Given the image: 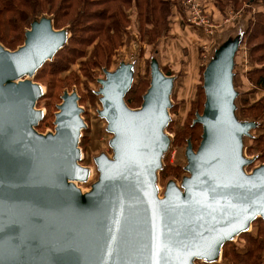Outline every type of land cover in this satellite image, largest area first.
<instances>
[{
  "label": "water",
  "instance_id": "obj_1",
  "mask_svg": "<svg viewBox=\"0 0 264 264\" xmlns=\"http://www.w3.org/2000/svg\"><path fill=\"white\" fill-rule=\"evenodd\" d=\"M70 37V36H69ZM49 18L35 22L11 52L0 45V264H196L215 262L223 247L264 220V166L245 172L243 138L253 123L236 118L238 43L226 46L204 72L206 96L197 151L187 148L190 176L183 193L170 182L160 199L157 174L170 147L165 131L173 79L151 68L140 109L125 97L133 65L100 80V116L114 135V159H96L99 181L82 194L80 142L86 124L77 94H65L55 133L37 131L44 95L27 80L67 44Z\"/></svg>",
  "mask_w": 264,
  "mask_h": 264
},
{
  "label": "trees",
  "instance_id": "obj_2",
  "mask_svg": "<svg viewBox=\"0 0 264 264\" xmlns=\"http://www.w3.org/2000/svg\"><path fill=\"white\" fill-rule=\"evenodd\" d=\"M217 1L221 10L228 7L240 10L244 4L257 3H262L264 7V0ZM179 2L180 0H0V44L7 50L16 51L23 46L27 32L39 18H49L56 30H67L70 35L67 44L33 77L35 83L45 84L47 93L41 99L49 100L55 110L51 115L43 118L37 131L49 119H51L50 125L56 122L64 95L71 90V87L80 84V76L71 72L75 64L82 61L80 70L88 80L93 78L96 70L109 68L112 65L124 44L125 31L132 26L130 11L135 19L140 21L143 37L146 35L149 37L148 42L154 43L163 39L173 28L175 21L173 16L180 13ZM178 24L181 25L179 22ZM145 30L147 33L143 32ZM241 43L246 46L248 64L251 66L245 78L257 91L264 92V11L251 16L247 29L241 37ZM106 72L109 71L105 70ZM66 73H70L69 76L62 77ZM165 75L173 77L172 73ZM144 82L145 80L137 86L133 82L127 93L125 102L130 109L141 108L144 96L151 85H145ZM198 91L199 97L193 107L201 112L204 111L206 96L203 86H200ZM39 104L40 101L37 105ZM174 108L171 104L169 110L172 111ZM237 112L245 120L242 123L255 125L252 132L257 127L256 123L264 119V99L261 98L255 104ZM195 120L188 122L187 128L177 140L188 145L196 142L199 148L203 137V126L195 123ZM251 132L247 138L251 137ZM256 143L260 153L264 155V138L256 140ZM250 165L251 162L245 170ZM178 169L181 172L180 168L162 166L159 171L160 178L164 179L170 171ZM254 226H256L254 232H244L239 236L240 241H231L224 245L222 260L226 264H264V220L256 219L252 224V227ZM216 262L218 260L211 263Z\"/></svg>",
  "mask_w": 264,
  "mask_h": 264
},
{
  "label": "rangeland",
  "instance_id": "obj_3",
  "mask_svg": "<svg viewBox=\"0 0 264 264\" xmlns=\"http://www.w3.org/2000/svg\"><path fill=\"white\" fill-rule=\"evenodd\" d=\"M192 1L194 0H180L179 11L182 16H173L175 20L174 26H172L173 28H171L170 32L163 39L154 43H149V37L146 35L143 37L140 21L136 20L129 10L132 26L125 31L123 37L124 44L112 65L109 68L96 70L91 80L86 79L80 70V63L82 61H79L72 67L71 72L80 76V84L71 87L68 93L77 94L81 98L79 102V106L83 110L81 117L86 124V128L81 134L79 148L81 152L80 165L87 169L88 176L84 182H75V185L82 194L91 192L93 186L100 179L96 159L102 155H106L111 160L114 159V151L111 147V141L114 135L108 130L109 123L107 120L100 116L103 106L101 96L97 95L102 89L100 80L106 79L105 70L114 73L122 64L133 65V82L136 86L144 80L145 85L151 84V68L154 62L158 64L161 71H164L163 73L173 74V77H171L173 79L171 104L175 108L172 111L169 110L170 122L169 127L166 129V134L170 139V147L163 155L162 166L166 168L169 165L182 170L181 172L179 169L177 171L172 170L164 179L160 178L158 172L155 186L159 198L162 199L165 196L167 186L170 182H175L177 187L185 193L182 185L183 180L190 176V173L186 170L188 166V158L186 155L188 144L182 143L177 139L187 128L188 122H192L198 115H202L203 113V110L201 112L196 110L193 104L198 100V89L204 85L203 73L212 58L214 59L226 46L238 43L239 49L235 56L234 87L237 93L235 113L237 110L255 104L261 98L264 99V92L257 91L245 78L251 66L248 64L249 59L246 54V46L243 43L240 44L241 37L247 29L248 21L251 16L264 11L263 4H244L241 8L239 7L240 10L228 7L224 17L219 16L215 20L209 13H202L203 16H201V13L196 14L193 12L192 6L195 4ZM200 9L199 7L196 10L199 12ZM181 17L184 18L183 25L181 22V25L178 26ZM216 26L219 28H216ZM146 30L143 32L147 33ZM64 31L66 36L69 37V32L67 30ZM69 74L66 73L62 77L69 76ZM26 79L35 82L34 78L26 77ZM85 83H88V85H85ZM37 84L41 86L45 95L47 93L45 84ZM39 101L40 104L36 108L39 111H43V118L46 115H51V112L55 111L49 103L50 101L46 98ZM236 118L241 122L245 121L239 116L238 112L236 113ZM50 122L51 119L41 125L40 130H38L40 134L55 133L56 123L50 125ZM256 124L257 127L251 132V137H244L242 141L243 157L251 162L250 167L245 170L249 174L264 166V155L260 153L256 145V140L264 138V119ZM190 144L195 151L198 150L196 142ZM254 228L256 226L251 227L248 232H254ZM240 240L238 236L233 242ZM196 264L226 263L221 257L216 263L200 260Z\"/></svg>",
  "mask_w": 264,
  "mask_h": 264
},
{
  "label": "crops",
  "instance_id": "obj_4",
  "mask_svg": "<svg viewBox=\"0 0 264 264\" xmlns=\"http://www.w3.org/2000/svg\"><path fill=\"white\" fill-rule=\"evenodd\" d=\"M196 2L199 4L200 6V13H204V14H207L209 13L210 15H212L215 20L216 18H218L219 16L221 17H224V14H225V11H227V8H225L224 10H221L219 8V3L217 0H196ZM223 11V12H222ZM176 14V12H175ZM177 16H182L181 13H179V15L177 14ZM179 20V19H178ZM180 24L182 22V25H183V21H184V18L181 17V19L179 20ZM216 28H219L218 26H216ZM215 55V54H214ZM213 60V58L211 59V61ZM133 70V69H132ZM133 72V71H132ZM134 74V73H133ZM137 74H138V70H137Z\"/></svg>",
  "mask_w": 264,
  "mask_h": 264
},
{
  "label": "built area",
  "instance_id": "obj_5",
  "mask_svg": "<svg viewBox=\"0 0 264 264\" xmlns=\"http://www.w3.org/2000/svg\"><path fill=\"white\" fill-rule=\"evenodd\" d=\"M195 5L194 6H192V9H193V12H195L196 14H200V11L198 12L196 9L197 8H199L200 6H199V4L194 0V1H192ZM190 6H191V4L190 3H188ZM187 4V5H188ZM188 5V6H189ZM189 6V7H190ZM190 10H191V8H190ZM201 16H203L202 15V13H201ZM41 111V110H40ZM41 113L44 115V113H43V111H41ZM165 134H166V131H165ZM166 136H167V134H166ZM168 137V136H167ZM169 138V137H168ZM246 172V171H245ZM247 173V172H246ZM247 174H249V173H247ZM250 175V174H249ZM160 199H162V198H160Z\"/></svg>",
  "mask_w": 264,
  "mask_h": 264
},
{
  "label": "bare ground",
  "instance_id": "obj_6",
  "mask_svg": "<svg viewBox=\"0 0 264 264\" xmlns=\"http://www.w3.org/2000/svg\"><path fill=\"white\" fill-rule=\"evenodd\" d=\"M43 91V90H42ZM44 116V115H43ZM73 184H76L75 182H73Z\"/></svg>",
  "mask_w": 264,
  "mask_h": 264
}]
</instances>
